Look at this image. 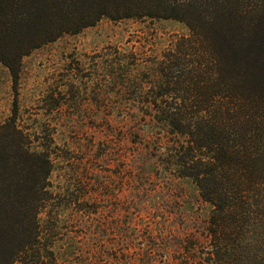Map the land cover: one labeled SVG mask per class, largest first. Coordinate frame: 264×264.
Listing matches in <instances>:
<instances>
[{
	"label": "rangeland",
	"instance_id": "374dc122",
	"mask_svg": "<svg viewBox=\"0 0 264 264\" xmlns=\"http://www.w3.org/2000/svg\"><path fill=\"white\" fill-rule=\"evenodd\" d=\"M216 1L264 24V0ZM189 37L177 20L103 17L33 50L16 77L0 64V126L50 162L45 264H205L212 206L176 172L184 138L154 107L174 101L159 64Z\"/></svg>",
	"mask_w": 264,
	"mask_h": 264
},
{
	"label": "trees",
	"instance_id": "16d2710c",
	"mask_svg": "<svg viewBox=\"0 0 264 264\" xmlns=\"http://www.w3.org/2000/svg\"><path fill=\"white\" fill-rule=\"evenodd\" d=\"M226 7L216 0H0V64L16 77L33 50L103 17L184 22L190 37L158 70L174 101L155 105L156 118L183 136L173 149L176 172L212 206L204 263L264 264V24L248 25ZM193 13L199 23L188 20ZM49 173V158L14 123L0 126V264H45L38 216L51 200Z\"/></svg>",
	"mask_w": 264,
	"mask_h": 264
}]
</instances>
